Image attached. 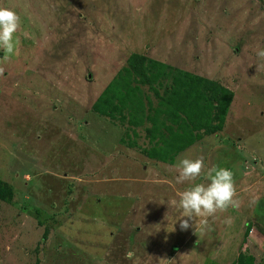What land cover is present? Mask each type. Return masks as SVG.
<instances>
[{
	"label": "rangeland",
	"instance_id": "1",
	"mask_svg": "<svg viewBox=\"0 0 264 264\" xmlns=\"http://www.w3.org/2000/svg\"><path fill=\"white\" fill-rule=\"evenodd\" d=\"M0 7L22 19L16 51L0 64V181L9 188L0 200V264H235L239 255L264 264V68H257L264 62L256 55L264 0H0ZM131 53L231 90L220 128L198 137L202 128L190 129L191 142L171 161L144 155L150 123L134 137L93 110ZM155 135L151 147L161 146ZM199 156L201 176L177 183L179 160ZM213 167L234 173L240 207L208 217L209 227L195 218L181 230L179 194L207 185Z\"/></svg>",
	"mask_w": 264,
	"mask_h": 264
},
{
	"label": "trees",
	"instance_id": "2",
	"mask_svg": "<svg viewBox=\"0 0 264 264\" xmlns=\"http://www.w3.org/2000/svg\"><path fill=\"white\" fill-rule=\"evenodd\" d=\"M149 92L157 100L156 104ZM232 95L231 90L215 80L163 65L147 55L131 53L126 65L95 101L93 110L126 126L134 137L138 135L139 125L150 123L146 128L150 147L146 146L142 152L155 161H171L191 142L190 129L202 128L194 135L198 137L220 128ZM166 119L169 124L165 123ZM155 134L161 139V146L151 147ZM126 135L128 143L141 149V145L131 141L129 132ZM8 190L0 181V200L6 198ZM235 264H253V261L251 257L239 255Z\"/></svg>",
	"mask_w": 264,
	"mask_h": 264
},
{
	"label": "clouds",
	"instance_id": "3",
	"mask_svg": "<svg viewBox=\"0 0 264 264\" xmlns=\"http://www.w3.org/2000/svg\"><path fill=\"white\" fill-rule=\"evenodd\" d=\"M21 24V16L14 9L0 7V48H3L5 52L0 64L7 61L16 51L19 40H14V34L19 30ZM256 55L260 61L264 62V48L258 49ZM257 68H264V63L257 65ZM4 72L5 68L0 66V75H3ZM175 167L178 169L177 183L195 181L204 172V157L182 158ZM205 175L210 181L207 185L204 183L194 184L179 194V208L182 210L179 218L181 230H187L191 226L189 221L195 218H203L200 223L209 227L208 217H215L218 211H227L229 207L238 209L241 205V201L235 198L237 189L234 173L230 169L213 167L208 169ZM257 199L254 197L250 204H255ZM232 222L231 217L224 221L229 226ZM125 256L131 260L135 256V252L128 251Z\"/></svg>",
	"mask_w": 264,
	"mask_h": 264
}]
</instances>
